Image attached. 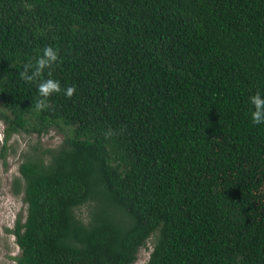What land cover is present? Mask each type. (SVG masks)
<instances>
[{
    "label": "trees",
    "instance_id": "trees-1",
    "mask_svg": "<svg viewBox=\"0 0 264 264\" xmlns=\"http://www.w3.org/2000/svg\"><path fill=\"white\" fill-rule=\"evenodd\" d=\"M258 91L264 0H0L5 139L64 135L20 162L16 264H264Z\"/></svg>",
    "mask_w": 264,
    "mask_h": 264
},
{
    "label": "rangeland",
    "instance_id": "rangeland-1",
    "mask_svg": "<svg viewBox=\"0 0 264 264\" xmlns=\"http://www.w3.org/2000/svg\"><path fill=\"white\" fill-rule=\"evenodd\" d=\"M5 112L0 102V264H16L15 257L19 256L20 248L13 230L18 217L23 221L27 206L22 194L14 193V180L20 176L19 166L23 155L41 154V150L59 147L64 135L57 129H52L47 135L38 137L37 134H14L6 141L7 124L1 116ZM39 148V150H37ZM87 209L82 212L86 215ZM154 242L149 240L147 248L140 250L135 264H146Z\"/></svg>",
    "mask_w": 264,
    "mask_h": 264
},
{
    "label": "clouds",
    "instance_id": "clouds-1",
    "mask_svg": "<svg viewBox=\"0 0 264 264\" xmlns=\"http://www.w3.org/2000/svg\"><path fill=\"white\" fill-rule=\"evenodd\" d=\"M57 52L52 47H45L43 50V55L37 60L36 66L29 74L28 68L32 66H27L25 68V71L21 73L22 77L25 80L31 81L35 77H37L40 72L46 68L49 67L52 63H54L57 60ZM38 91L41 97L47 98L54 92H60L61 91V85L60 82L54 79H45L42 80L38 85ZM64 94L68 97H71L75 91L73 87H67L63 90ZM250 102L252 105H254L255 110L251 114V118L253 123L260 124L264 123V94L260 93L259 91L250 97ZM47 107V104L43 99L37 101L36 108H45Z\"/></svg>",
    "mask_w": 264,
    "mask_h": 264
}]
</instances>
